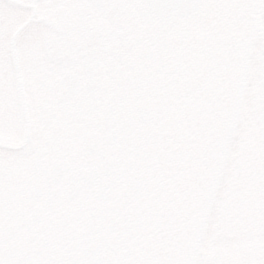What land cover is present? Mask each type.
I'll return each mask as SVG.
<instances>
[{
	"label": "flooded vegetation",
	"instance_id": "obj_1",
	"mask_svg": "<svg viewBox=\"0 0 264 264\" xmlns=\"http://www.w3.org/2000/svg\"><path fill=\"white\" fill-rule=\"evenodd\" d=\"M246 6L163 22L142 0H0V264L178 254L227 128Z\"/></svg>",
	"mask_w": 264,
	"mask_h": 264
},
{
	"label": "rangeland",
	"instance_id": "obj_2",
	"mask_svg": "<svg viewBox=\"0 0 264 264\" xmlns=\"http://www.w3.org/2000/svg\"><path fill=\"white\" fill-rule=\"evenodd\" d=\"M246 15L234 32L229 110L217 122L228 127L178 264H264V0H251Z\"/></svg>",
	"mask_w": 264,
	"mask_h": 264
},
{
	"label": "water",
	"instance_id": "obj_3",
	"mask_svg": "<svg viewBox=\"0 0 264 264\" xmlns=\"http://www.w3.org/2000/svg\"><path fill=\"white\" fill-rule=\"evenodd\" d=\"M198 2H199V0H186L185 6H183L182 8H181V6H179L178 11L182 12V10L195 9ZM194 3H195V6L193 7ZM173 5H175V4H173Z\"/></svg>",
	"mask_w": 264,
	"mask_h": 264
}]
</instances>
